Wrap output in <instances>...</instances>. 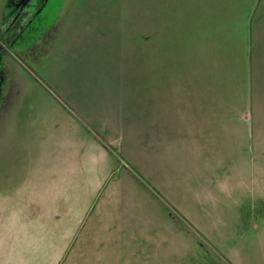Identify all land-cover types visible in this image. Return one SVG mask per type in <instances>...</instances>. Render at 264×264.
<instances>
[{
  "label": "rangeland",
  "instance_id": "rangeland-1",
  "mask_svg": "<svg viewBox=\"0 0 264 264\" xmlns=\"http://www.w3.org/2000/svg\"><path fill=\"white\" fill-rule=\"evenodd\" d=\"M56 1L0 0V79L17 98L0 130V264H264V0H65L80 7L46 45ZM202 79L222 87L240 127L224 133L218 170L240 199L225 195L220 213L181 206L184 193L167 201L126 177L139 173L119 144L107 156L85 138L135 137L156 97L169 111L159 82ZM106 206L123 243L92 221Z\"/></svg>",
  "mask_w": 264,
  "mask_h": 264
},
{
  "label": "crops",
  "instance_id": "crops-1",
  "mask_svg": "<svg viewBox=\"0 0 264 264\" xmlns=\"http://www.w3.org/2000/svg\"><path fill=\"white\" fill-rule=\"evenodd\" d=\"M79 4L80 2L69 4L65 0L56 1V8L49 11V17L45 18L46 22L42 28L43 34L45 32L43 42L46 45L53 44L55 37L60 35L61 26L71 24L67 22V18L80 7ZM218 17H220L218 14L217 17L213 16L214 19ZM229 32L230 29L226 30V34ZM222 56L223 59L218 62V67L226 66L227 59L230 58V56H226V53H223ZM204 67H211V65L206 63ZM9 78L5 75L3 79H0V130L4 126L2 124H5L12 116L13 105L17 103L15 89L13 84L10 85ZM161 88H164L165 95L168 96L165 100L169 111H159L162 99L159 100L156 97L155 106L157 108L156 112L151 115V127L147 126L146 130L131 138L125 134H117L115 130L96 129L103 134L96 132L98 138H93L90 133H87L89 136L85 137L86 142H93L107 156L111 153L110 147L113 148V145L119 144L122 155L133 163L136 172L140 174L137 175L133 171L127 172L126 177L139 179L141 176L167 201L174 204V196L176 194L183 196L184 193L187 196L180 200L181 206L192 207L193 203H196L193 200L195 199L198 200L197 206L199 203L203 208L213 206L207 211L220 213L223 209L218 211L219 208L215 209L214 207H218V203L223 206L221 201L224 200L225 195L228 199L235 201L240 199V195L237 193H223L225 185L230 186L237 179H224V176L218 174V170L223 169L225 163L223 157L226 145L224 133L232 139L235 132L230 129L234 127L237 130L240 129L239 125L235 123L238 114L234 111L231 112L233 103L224 95L222 87H219L217 82L205 79L192 82L174 80L163 84L159 82L158 89L161 90ZM180 92L182 95H178ZM178 103L182 106L178 105L175 108L174 105ZM80 115L83 119L94 122V118L85 114ZM48 162L47 160L44 163ZM72 166L79 165L72 162ZM208 169L215 170V175H207ZM200 172H205V175H199ZM225 180L228 181L227 184ZM235 184H239V182H235ZM258 198L264 203V196L260 195ZM107 207L101 211L97 210L92 221L94 224L104 227L103 232L107 234L105 238H109H106L105 241L110 242L111 245L112 242L117 241L123 243V239L113 240V235L116 233L113 223L117 224L122 220L114 214H109ZM84 216L85 212L79 217L81 222H83ZM262 221L264 223V215ZM120 229L122 231V228ZM125 241L133 243V241ZM152 241L151 237H147L142 240V244L140 242L137 245L146 247ZM130 243L128 244L130 245Z\"/></svg>",
  "mask_w": 264,
  "mask_h": 264
}]
</instances>
